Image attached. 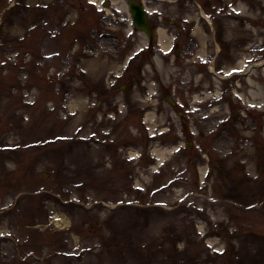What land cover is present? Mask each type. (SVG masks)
<instances>
[{
	"label": "rangeland",
	"instance_id": "rangeland-1",
	"mask_svg": "<svg viewBox=\"0 0 264 264\" xmlns=\"http://www.w3.org/2000/svg\"><path fill=\"white\" fill-rule=\"evenodd\" d=\"M103 1L0 0V264H264V65L237 71L264 64V1L227 24L223 0H140L156 53L122 79L144 42Z\"/></svg>",
	"mask_w": 264,
	"mask_h": 264
},
{
	"label": "bare ground",
	"instance_id": "bare-ground-1",
	"mask_svg": "<svg viewBox=\"0 0 264 264\" xmlns=\"http://www.w3.org/2000/svg\"><path fill=\"white\" fill-rule=\"evenodd\" d=\"M92 1H94L95 3H96V5L98 6V7H100V0H92ZM112 2H113V4H116V5H118V7H119V9H125V4L123 3V1L122 0H112ZM159 34L160 35H162L163 34V30H160L159 31ZM248 71V69H246V70H244V72H247ZM263 72H264V69H263ZM247 80H248V82H249V87H250V91H249V97H250V99L251 100H249L248 101V103L250 104V105H252V106H255L256 105V102H255V100H256V97H258L257 95V92H256V84H255V81L250 77V76H247ZM238 85H240L239 84V82H238ZM234 92L235 93H237V95L241 98V99H244V97H245V95H242V94H240V93H238V90H237V87H236V89L234 90ZM218 94V92H216L215 93V95H217ZM218 96V95H217ZM155 155L158 157V159L159 160H161V158H163V155H161V154H159V153H156L155 152Z\"/></svg>",
	"mask_w": 264,
	"mask_h": 264
},
{
	"label": "water",
	"instance_id": "water-1",
	"mask_svg": "<svg viewBox=\"0 0 264 264\" xmlns=\"http://www.w3.org/2000/svg\"><path fill=\"white\" fill-rule=\"evenodd\" d=\"M130 10L136 27L139 29L146 30L147 28L145 23V15L141 7H139L138 5L130 4Z\"/></svg>",
	"mask_w": 264,
	"mask_h": 264
}]
</instances>
